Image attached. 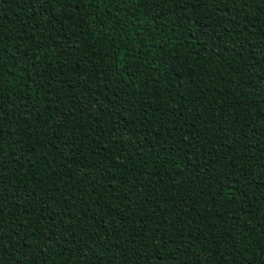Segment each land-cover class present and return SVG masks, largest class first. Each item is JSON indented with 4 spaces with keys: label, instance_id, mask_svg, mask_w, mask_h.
Listing matches in <instances>:
<instances>
[{
    "label": "trees",
    "instance_id": "1",
    "mask_svg": "<svg viewBox=\"0 0 264 264\" xmlns=\"http://www.w3.org/2000/svg\"><path fill=\"white\" fill-rule=\"evenodd\" d=\"M0 264H264V0H0Z\"/></svg>",
    "mask_w": 264,
    "mask_h": 264
}]
</instances>
